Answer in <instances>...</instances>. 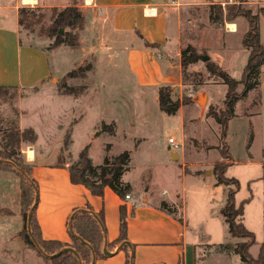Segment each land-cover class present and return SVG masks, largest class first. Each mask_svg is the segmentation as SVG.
Here are the masks:
<instances>
[{"label": "rangeland", "instance_id": "obj_1", "mask_svg": "<svg viewBox=\"0 0 264 264\" xmlns=\"http://www.w3.org/2000/svg\"><path fill=\"white\" fill-rule=\"evenodd\" d=\"M51 2L60 4L62 0ZM230 5L243 9L246 15L259 14V35L264 38V2L260 0H206L202 5L184 10L183 46L191 44L198 60L181 70L184 79L178 88H165L172 100L188 102L170 115L159 109L157 92L139 83V77L126 64L124 51L111 49L117 46L111 44L113 39L110 51L106 48L101 54L81 55L80 46L52 48V39L39 31V25L33 31L19 26L20 44L45 50L51 72L37 87L6 92L0 99V127L16 128L20 107L27 109L22 121L34 128L37 140L32 148L30 144L21 145L26 164L37 163V159L44 157L47 158L45 163L50 165L69 166L76 162L78 153L86 145L93 165L100 164L104 157L112 159L128 151V169L122 178L136 187L139 194L145 191L156 197L166 190L165 197L177 198L190 222L204 220L200 230L210 232L212 241L222 240L218 236L225 231L226 223L219 210L226 192L234 187L230 183L218 186L208 183L216 182L215 163L233 160L225 175L234 177L239 183L236 204L251 196V201L244 206L243 223L254 233L256 243L249 248V253L255 257L264 241V166L256 164L264 154V68L260 86L235 104V116L228 121L226 139L222 141L219 139L220 126L212 117H207L206 112L208 108H222L226 86L219 78L208 74L205 62L199 58L206 55L208 61L218 64L232 78H240L248 55L241 43L247 18L239 15L225 19ZM49 10L44 9L47 13L43 21L45 26L49 24ZM209 13L214 19L218 13H223L224 18L213 22ZM229 24L235 28L232 34H229ZM75 31L78 39L79 29ZM86 63H91L92 69L84 79L65 77L68 71ZM63 84L85 89L76 96L62 94ZM240 89L241 86L237 92ZM108 127L115 130V136L104 131ZM65 133H69L67 147L63 146ZM170 137L182 145L180 150L173 152V161L167 142ZM28 147L35 155L34 160H27ZM178 154L185 167L175 162ZM193 172L201 176L199 180L193 177ZM18 195V178L13 173H0V206L13 213L11 217L0 219V223L5 222L12 229L20 216ZM19 221L22 227L21 216ZM2 239L1 235L0 264H49L29 250H24L22 255L20 251L10 255L2 250Z\"/></svg>", "mask_w": 264, "mask_h": 264}, {"label": "crops", "instance_id": "obj_2", "mask_svg": "<svg viewBox=\"0 0 264 264\" xmlns=\"http://www.w3.org/2000/svg\"><path fill=\"white\" fill-rule=\"evenodd\" d=\"M51 1L33 0L31 4H26L22 0H0V86L31 89L46 80L51 72L45 50L20 44L18 8L29 5L50 9L74 4L82 18V26L78 32L81 55L90 52L101 54L106 48L109 51L122 49L126 64L135 72L137 78L139 77V83L153 88L157 94L161 87L178 88L182 81L180 53L184 47L191 45L183 46L182 13L192 6L202 5L206 0H62L60 4H53ZM208 6L211 10L212 5ZM234 29H231L229 34L235 32ZM247 29L248 23L245 32ZM110 41L117 46L109 49ZM260 41L264 45L261 35ZM244 50L248 54V51ZM262 68L264 66L260 69L259 82ZM26 110L20 107L16 127L19 130L32 128L23 124L22 118L28 113ZM111 135L115 136V130ZM85 147L88 148V145ZM170 155L172 160L174 153L171 152ZM262 157L256 164L264 166ZM34 158L33 154L32 158L27 160ZM46 160L47 158L40 157L36 160L37 163L32 164V176L38 189L35 214L43 239L69 243L67 224L74 212L85 210L96 214L102 211L105 229L104 251L107 244L118 237L119 208L123 205L126 212L127 244L129 252L133 255L132 264H244L233 252L222 253L214 250L215 245L226 243L231 238L228 232L226 233L225 223L222 235L216 230L222 240L212 241L210 232L200 230L204 220L190 222L178 199L165 197L166 190H162L156 197L145 191L139 194L136 187L122 178L131 188L128 199L120 198L108 186L103 188L102 196H95L83 185L70 182L68 164L50 165L45 163ZM175 162H181V166L185 167L180 154ZM229 163L228 167L234 161ZM193 174L197 180L201 177L196 172ZM208 184L219 185L213 181ZM131 193L134 195L131 196ZM162 201L167 205V209H160ZM0 208L9 210L4 206ZM9 211L10 214H0V219L11 217L13 213ZM243 219L244 217L242 221ZM19 220L18 215L14 229L9 228L5 222L0 223L2 250L10 255L18 251L22 255L24 250L36 254L35 250L26 248L17 236L22 228ZM106 251L108 254L95 260L94 264H124L125 254L120 245Z\"/></svg>", "mask_w": 264, "mask_h": 264}, {"label": "trees", "instance_id": "obj_3", "mask_svg": "<svg viewBox=\"0 0 264 264\" xmlns=\"http://www.w3.org/2000/svg\"><path fill=\"white\" fill-rule=\"evenodd\" d=\"M243 15L247 18L248 29L242 38V47L248 51L246 63L242 69L239 79L232 78L225 70L213 61L205 62V69L209 75L220 79L226 86L223 99V106L219 110L208 108L206 115L212 117L220 126V138L226 139L228 121L235 116V104L246 98L248 93L259 87L260 69L264 66V45L260 43L259 35V14L246 15L243 9H237L230 5L226 9L225 19L231 20ZM47 16L44 9L30 6H20L17 11L18 25L33 31L39 25V31L48 39H52L51 47L67 46L71 49L78 47L76 29L81 27L82 18L78 8L68 5L63 8H50L49 24L44 25L43 21ZM213 22L222 21L223 13H218L216 19L209 13ZM200 58V57H199ZM198 55L193 46L187 45L180 53V66L183 71L188 65L195 63ZM92 69L91 63L71 69L65 75L66 78L84 79L88 71ZM184 77L182 76V80ZM241 86L240 91L237 88ZM62 94L76 96L84 91V87L73 89L63 84ZM166 87L158 90V107L164 113L175 114L181 105L188 104L187 101L172 100ZM12 87L0 86V99L4 98L6 92ZM259 96V94H258ZM1 123V116H0ZM104 129V128H103ZM113 134L112 127L104 129ZM37 135L32 128L19 130L15 127H0V172L13 173L18 178L19 187V214L23 221L21 230L17 236L26 248L36 251V254L49 264H94L95 260L104 258V251L111 250L120 245L125 254L124 264H132L133 255L129 252L126 237V212L124 206L119 208V234L118 237L104 246V223L102 211L93 214L91 211L77 210L68 221V233L70 242L43 239L35 214V198L37 197V183L32 176V164L24 162L21 153L22 144H34ZM69 143V133H65L63 146ZM222 157L228 158L222 154ZM129 152L124 151L112 159L104 157L98 165H93L87 155V147H84L77 156L74 164L68 166L69 180L73 184H81L86 187L92 195L102 196L103 188L108 186L120 198H124L131 188L128 183L122 181V175L127 170ZM230 163H215L213 165L217 184H232L233 189L226 192V199L220 209V213L226 223L229 236L235 241L219 243L214 246L216 252L237 254L244 264H264V242L260 243L258 253L252 257L249 248L256 243L254 233L248 230L243 224V208L250 201L251 196L235 203V193L239 183L234 177L225 175ZM57 166L63 164L58 163ZM160 209H167V205L160 202ZM10 214V211L0 208V214ZM107 252V251H106ZM47 256H52L48 258Z\"/></svg>", "mask_w": 264, "mask_h": 264}, {"label": "built area", "instance_id": "obj_4", "mask_svg": "<svg viewBox=\"0 0 264 264\" xmlns=\"http://www.w3.org/2000/svg\"><path fill=\"white\" fill-rule=\"evenodd\" d=\"M260 1H262V2H264V0H260ZM167 142H168V144H169V149H171L172 150V152H174V151H178V150H180V148L182 147V145L180 144V143H178V142H176L173 138H168L167 139ZM124 198L125 199H128L129 198V195L128 194H126L125 196H124Z\"/></svg>", "mask_w": 264, "mask_h": 264}, {"label": "bare ground", "instance_id": "obj_5", "mask_svg": "<svg viewBox=\"0 0 264 264\" xmlns=\"http://www.w3.org/2000/svg\"><path fill=\"white\" fill-rule=\"evenodd\" d=\"M23 3H26V4H31L33 2V0H22ZM229 27L231 29H234V25L233 24H229ZM26 154H27V158L31 159L32 156H33V151L31 148H27L26 150Z\"/></svg>", "mask_w": 264, "mask_h": 264}, {"label": "water", "instance_id": "obj_6", "mask_svg": "<svg viewBox=\"0 0 264 264\" xmlns=\"http://www.w3.org/2000/svg\"><path fill=\"white\" fill-rule=\"evenodd\" d=\"M200 59L203 61V62H206V61H208V56H206V55H202L201 57H200ZM172 158H173V156H172ZM36 201H37V197L35 198V203H36ZM104 253V255H107L108 253L106 252V251H104L103 252ZM48 258H50V257H52V256H47ZM93 264V263H92Z\"/></svg>", "mask_w": 264, "mask_h": 264}]
</instances>
